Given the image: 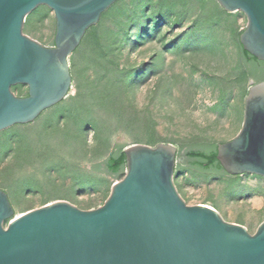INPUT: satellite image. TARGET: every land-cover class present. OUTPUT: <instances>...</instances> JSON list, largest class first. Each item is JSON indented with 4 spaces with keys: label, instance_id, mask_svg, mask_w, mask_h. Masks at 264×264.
<instances>
[{
    "label": "rangeland",
    "instance_id": "1",
    "mask_svg": "<svg viewBox=\"0 0 264 264\" xmlns=\"http://www.w3.org/2000/svg\"><path fill=\"white\" fill-rule=\"evenodd\" d=\"M242 12L215 0H119L70 58L72 88L34 122L0 132V189L15 215L66 201L102 206L113 185L107 159L131 145L178 149L176 188L255 233L264 221V178L192 166L188 150L210 151L242 128L251 80L240 51ZM24 34L53 47L54 12L39 6ZM250 72L249 76L246 72ZM19 97L28 88L13 87Z\"/></svg>",
    "mask_w": 264,
    "mask_h": 264
},
{
    "label": "water",
    "instance_id": "2",
    "mask_svg": "<svg viewBox=\"0 0 264 264\" xmlns=\"http://www.w3.org/2000/svg\"><path fill=\"white\" fill-rule=\"evenodd\" d=\"M118 1L0 0V132L34 122L68 97L70 58ZM215 1L228 13H244L239 42L264 61V0ZM39 6L54 12L53 47L23 32ZM18 85L27 96L14 93ZM123 152L125 176L96 209L57 201L16 216L0 189V264H264V221L252 234L181 197L176 146L131 145ZM217 160L229 176L264 178V81L251 80L242 128L217 145Z\"/></svg>",
    "mask_w": 264,
    "mask_h": 264
},
{
    "label": "trees",
    "instance_id": "3",
    "mask_svg": "<svg viewBox=\"0 0 264 264\" xmlns=\"http://www.w3.org/2000/svg\"><path fill=\"white\" fill-rule=\"evenodd\" d=\"M105 14V13H104ZM103 14V15H104ZM102 15V16H103ZM240 51L246 60L247 64L252 68L250 71L254 74L257 72L259 75L256 76V82L264 81V61H260L243 50L240 42ZM249 76L250 72H246ZM28 95V92L26 96ZM124 149H119L116 153L111 155L105 164L106 171L116 177L119 176L125 169L126 166V157L124 154ZM186 157L192 161V166L198 167L206 171H217L224 172L228 175L221 167L220 163L217 160V146L210 151L204 150H188L186 152Z\"/></svg>",
    "mask_w": 264,
    "mask_h": 264
}]
</instances>
